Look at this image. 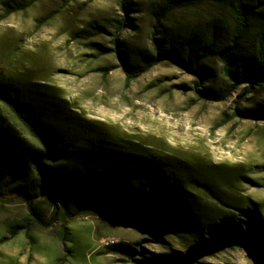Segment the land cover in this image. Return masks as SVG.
I'll list each match as a JSON object with an SVG mask.
<instances>
[{"label": "rangeland", "instance_id": "1", "mask_svg": "<svg viewBox=\"0 0 264 264\" xmlns=\"http://www.w3.org/2000/svg\"><path fill=\"white\" fill-rule=\"evenodd\" d=\"M159 1L137 0V10L120 28L126 15L120 0H0V72L40 82L97 130L148 151L228 170L229 194L251 200L264 217V119L242 114L264 107V87L233 89L216 55L207 60L209 75L203 79L166 59L126 82L114 40L123 42L119 47L133 61L143 53L156 54L152 37ZM208 6L167 13L158 36L186 41L192 30L204 33ZM199 88L225 96L208 97ZM33 208L46 220L53 213L44 199ZM30 211L18 196L0 198V264H149L142 260L173 251L181 253L175 264H263L242 243L196 250L172 243L168 249L146 232L94 212L69 220L64 237L59 220L43 228ZM120 242L132 249V258L108 250V244Z\"/></svg>", "mask_w": 264, "mask_h": 264}, {"label": "trees", "instance_id": "2", "mask_svg": "<svg viewBox=\"0 0 264 264\" xmlns=\"http://www.w3.org/2000/svg\"><path fill=\"white\" fill-rule=\"evenodd\" d=\"M157 4V30L173 10L209 5L207 31L192 30L182 41L169 34L159 37L156 30L152 37L156 54L143 53L138 61L131 60L119 47L123 42L115 38L127 84L166 59L203 79L209 75L207 60L216 55L233 89L244 86L252 92L264 87V0H160ZM120 6L126 14L119 20L121 28L137 10V0H120ZM199 91L212 98L225 96L209 88ZM242 114L264 119V107ZM231 186L232 175L226 169L148 151L97 130L72 115L40 82L0 72V198L24 199L32 220L43 228L59 220L65 237L69 220L94 212L111 223L142 230L168 249L172 243L195 250L222 242L242 243L264 264V217L251 200L233 198ZM39 199L53 206L49 220L34 211ZM107 248L133 256L121 242ZM179 255L173 251L142 261L175 264Z\"/></svg>", "mask_w": 264, "mask_h": 264}]
</instances>
